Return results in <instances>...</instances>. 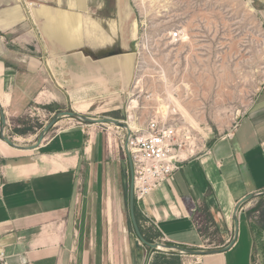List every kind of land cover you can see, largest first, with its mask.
Returning a JSON list of instances; mask_svg holds the SVG:
<instances>
[{
    "label": "crops",
    "instance_id": "1",
    "mask_svg": "<svg viewBox=\"0 0 264 264\" xmlns=\"http://www.w3.org/2000/svg\"><path fill=\"white\" fill-rule=\"evenodd\" d=\"M80 16L100 24L108 40L88 36ZM131 22L126 0H0V104L5 117H19L31 106L68 102L80 114L95 107L108 111L111 101L95 106V100L117 92L119 99L131 86L133 67L129 78L122 62L115 64L123 55L134 56L128 52L135 38L134 24L132 33L128 29ZM114 49L121 53L113 54ZM100 125L59 128L31 150L0 142V156L7 162L0 176V250L8 264H114L108 249L115 222L110 218L117 216L126 242L121 264L154 263L156 252L144 255L130 219L114 207L119 200L114 192L119 194L124 182L110 175L115 154L109 156ZM261 190L264 86L230 140L212 145L208 156L185 162L147 196L140 214L163 245L225 248L233 236L235 204ZM194 210L208 217L219 234L218 244L203 245ZM253 247L250 224L240 213L237 238L227 251L180 254L178 259L180 264H251ZM164 255L171 261V254Z\"/></svg>",
    "mask_w": 264,
    "mask_h": 264
},
{
    "label": "rangeland",
    "instance_id": "2",
    "mask_svg": "<svg viewBox=\"0 0 264 264\" xmlns=\"http://www.w3.org/2000/svg\"><path fill=\"white\" fill-rule=\"evenodd\" d=\"M126 1L132 11V27L129 25L128 29L132 33L134 24L135 38L137 34L140 35L141 29H147L151 36L149 45L158 46V57L167 78L170 81L183 80L182 85L177 88L176 101L184 117V124L191 132L192 146L197 148L199 154L192 160L208 156L212 145L230 140L240 117L264 86V0H156L154 7L149 3L143 5L140 0ZM249 7L254 11L250 12ZM176 29L186 32L188 39L171 47L162 35ZM134 51L135 43H132L128 52ZM120 53L121 51L114 49L113 54ZM117 93L95 100V106L106 100L111 101L108 111H98L95 107L81 115L91 119L108 117L126 124V93L115 99L118 97ZM97 107L102 108V105ZM72 110L70 102L66 105L31 106V110L19 117H5L4 135L20 146L35 144L54 116ZM130 121L135 123L136 128L144 126L143 119ZM57 123L61 125L49 129L44 138L59 128L83 127L88 124L68 117L59 118ZM99 127L103 128V140L109 156L112 158L115 154L110 175L114 178L121 176L124 182L119 186V194L118 190L114 192L119 198L115 200L114 207L121 210L124 219L128 220L130 174L123 150L126 131L113 125L102 124ZM23 138L31 142H23ZM6 164V158L0 156V166ZM219 194L223 199L224 194ZM141 208L142 204L135 201V214L142 231L154 238V242L162 244L151 227L144 224ZM240 213L241 218H245L249 224L263 229L261 237L254 238L251 264H264V195L243 203ZM197 214L193 218L203 236V245L207 246L211 242L218 244L220 240L217 231L209 224L203 212ZM110 219L115 222L112 226L114 228H109L113 233V244L108 252L112 251L114 264H121L126 254V242L119 221L121 218L117 216ZM143 248L144 255H149V249L146 246ZM155 252L154 258H161L172 251Z\"/></svg>",
    "mask_w": 264,
    "mask_h": 264
},
{
    "label": "built area",
    "instance_id": "3",
    "mask_svg": "<svg viewBox=\"0 0 264 264\" xmlns=\"http://www.w3.org/2000/svg\"><path fill=\"white\" fill-rule=\"evenodd\" d=\"M162 37L171 47L188 39L186 32L179 29L167 32ZM150 39L147 29L143 28L134 40L133 76L125 104L128 120L130 116L144 120L143 127L130 129L128 140L134 200L141 204L185 162L199 155L197 148L192 146L191 132L184 124L176 101V91L183 80L170 81L167 78L158 57V46H150ZM123 150L125 152L124 147ZM3 169L0 166V176ZM192 213L194 217L197 211ZM0 264H8L1 250Z\"/></svg>",
    "mask_w": 264,
    "mask_h": 264
},
{
    "label": "water",
    "instance_id": "4",
    "mask_svg": "<svg viewBox=\"0 0 264 264\" xmlns=\"http://www.w3.org/2000/svg\"><path fill=\"white\" fill-rule=\"evenodd\" d=\"M61 117H68L71 119H76L88 123H97V124H108V125H113L115 127H119L121 129H124L126 131V136L124 140V148H125V154L127 156V162H128V168H129V174H130V183H129V199H128V208H129V219L133 228V232L137 240L143 245L146 246L149 249V255L153 251H162L161 249L172 251L175 253H179L181 255H192V256H201V255H210V254H217V253H222L227 251L231 246L235 243V240L237 238L238 234V214L239 211L241 210V205L248 200H251L255 197L264 195V190L250 193L243 198H241L234 206L233 213H232V220L234 223V231H233V236L232 240L230 241L229 245L226 246L225 248H219V249H209V250H194V249H187L183 248L180 246H165L156 242L150 243L147 242L144 237L142 236L139 226L136 221L135 217V201H134V194H133V169H132V163H131V158L129 156V151H128V140L130 136V131L125 123H122L118 120L112 119V118H102V119H91L86 116H83L75 111H69V112H62L59 113L58 115L54 116L52 120L44 127L42 132L39 135L38 141L35 145L33 146H20L15 144L12 140L9 138L5 137L4 135V130L6 126V120H5V115L4 111L2 110V106L0 104V125H1V130H0V139L3 140L8 146L17 149V150H31L36 147L41 143V141L44 139L45 134L49 129L54 127L57 124V120Z\"/></svg>",
    "mask_w": 264,
    "mask_h": 264
},
{
    "label": "bare ground",
    "instance_id": "5",
    "mask_svg": "<svg viewBox=\"0 0 264 264\" xmlns=\"http://www.w3.org/2000/svg\"><path fill=\"white\" fill-rule=\"evenodd\" d=\"M140 1H141V3L143 5H145L146 3L153 4V3L156 2V0H140ZM153 7H154V4H153ZM249 11L250 12H253L254 10L251 7H249ZM80 20H81L82 25H84V27H85V30L84 31H85V33L88 34V36H90V37L93 36V38L96 41L97 40H101V42H102L104 40H108L107 38H109V37H108V35L105 32H102V28H101L100 24H98L97 22L91 20L88 16L87 17L80 16ZM86 39H88V38L86 37ZM102 44H104V43H102ZM133 58H134L133 54H127V55H123L120 59H118V61H115V64H117L119 62V60H120V62H122L121 64H122V66H124V68H125V70H126L127 75H128L129 78H130V74H131V69L133 67L132 66ZM131 119H132V116H130L129 120L126 122V125H127L128 129H129V131H130V129L136 128L135 127V123H133V121L132 122L130 121ZM0 142H4V141L0 139ZM161 250H164V249H161Z\"/></svg>",
    "mask_w": 264,
    "mask_h": 264
},
{
    "label": "trees",
    "instance_id": "6",
    "mask_svg": "<svg viewBox=\"0 0 264 264\" xmlns=\"http://www.w3.org/2000/svg\"><path fill=\"white\" fill-rule=\"evenodd\" d=\"M197 211V210H196ZM197 213H198V211H197ZM196 213V214H197ZM199 213H200V211H199ZM199 214H197V216H198ZM135 217H136V221H137V224H138V226H139V229H140V232H141V234H142V236L144 237V239L147 241V242H150V243H153V238H150V237H148L146 234H144V232L142 231V229H141V227H140V224H139V222H138V218H137V215L135 214ZM205 218L206 219H208V217H206V215H205ZM209 220V219H208ZM209 222H210V220H209ZM250 230H251V232H252V235H253V237L255 238V239H258V238H260L261 237V234L263 233V229L261 228V227H257V226H255V225H253V224H250ZM156 236H158V234H156ZM153 252H155V251H153ZM171 254V261H166V256H163V257H156L155 258V261H154V263L153 264H180V261H179V255L180 254H178V253H175V252H171L170 253Z\"/></svg>",
    "mask_w": 264,
    "mask_h": 264
}]
</instances>
